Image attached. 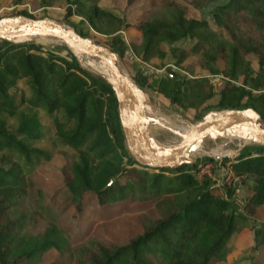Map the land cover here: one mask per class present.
<instances>
[{
	"label": "trees",
	"instance_id": "1",
	"mask_svg": "<svg viewBox=\"0 0 264 264\" xmlns=\"http://www.w3.org/2000/svg\"><path fill=\"white\" fill-rule=\"evenodd\" d=\"M86 1L90 4L72 0L86 10L90 24L95 25L100 15L120 24L131 53L142 60L162 54V43L190 40L189 45L171 51H178L176 64L188 55L198 58L197 69L184 65L194 77L176 75L169 81L160 80L157 86L170 103L192 111L190 120L212 108L251 106L264 123V0H149L138 7L133 6L135 0H108L121 13L119 17L98 7L96 0ZM207 5L212 7L213 22L187 16L189 10ZM131 11L136 14L127 18ZM18 14L32 17L19 10L9 15ZM41 17L63 18L46 12L32 18ZM91 36L125 61L126 44L120 35L110 39ZM37 48L7 43L0 51V113L14 111L16 104L8 98L7 89L18 78L29 77L34 97L27 99L28 104L43 103L48 111L54 107L64 110L72 127L62 129L55 120V130L65 144L77 150L78 157L75 160L63 153L61 184L50 192L36 186L33 174H24L17 165L0 167V264H39L48 253L46 264H211L234 229L229 202L213 188L201 189L189 173L180 171L188 165L175 169L179 172L173 175L165 174L173 169L154 172L139 167L124 150L109 85L81 69L73 54L69 61L60 58L57 62ZM205 72L225 78L217 94ZM132 79L142 89L150 84L137 75ZM214 96L217 99L211 103ZM38 127L32 115L20 121L16 133L33 137ZM87 140L90 143L83 148ZM4 148L28 153L15 133L5 130L0 117V150ZM232 167L252 178L251 193L244 199V210L251 214L264 201V147L252 145L240 152ZM87 200L100 209L112 205L122 209L132 202H149L151 207L137 214L140 230L123 241L93 232L74 240ZM262 230L259 246H264V221Z\"/></svg>",
	"mask_w": 264,
	"mask_h": 264
},
{
	"label": "rangeland",
	"instance_id": "2",
	"mask_svg": "<svg viewBox=\"0 0 264 264\" xmlns=\"http://www.w3.org/2000/svg\"><path fill=\"white\" fill-rule=\"evenodd\" d=\"M78 1L84 2L86 5L90 4L86 0ZM148 1L135 0L133 6L138 7ZM181 1L187 2L188 0ZM95 4L111 15L121 16V13L112 7L108 0H96ZM67 8L70 9L69 14H66ZM211 8V5L200 6L194 11L189 10L187 16L205 18L213 22ZM18 10L32 17H36L42 12L63 17L59 20L60 22L73 27L77 32L87 34V37L91 39H93L91 35L104 39L120 35L126 44L123 53L125 61L118 58L120 65L131 78L133 75H137L150 81V84L143 89L146 94L145 104L161 113L158 114L153 111L157 115L167 117V119L179 124L181 127L189 126L193 122L188 117L192 113L191 110H183L181 107L170 103L167 96L157 90L160 80L169 81L174 79L176 75L184 78L194 77V72L186 70L184 65L190 64L197 69L198 58L188 55L181 64H176L178 51H174V49L171 51L173 47L179 48L189 45L191 43L189 39L176 40L171 45L162 43V54H159V56L152 54L146 60H142L131 53L126 42L127 33L120 24L101 15L97 16L95 25L90 24L85 15L86 10L77 8L72 0H0V16H7ZM134 14L136 12L131 11L126 14V17L132 18ZM7 43L35 45L38 47L37 52L43 56H51L57 62H61L60 58L69 61L73 55L75 60L77 59L80 62L75 53L72 55L65 45L57 41L25 39L18 42H7L0 39V51L7 46ZM77 60L76 62L81 69L94 76L83 68L81 62L80 65ZM204 77L207 78L212 92L217 94L222 87V80L225 78L221 74L206 72ZM232 83L237 84V82ZM95 91L102 95L101 92ZM253 92L257 93L256 91ZM7 96L16 104V107L11 114L0 113V117L4 121V128L6 131L15 133L16 137L28 148V153L24 155L14 148L2 149L0 150V167L8 168L15 164L21 168L24 174H33V181L36 186L45 192H50L61 184L59 169L65 160L63 153L68 154L75 160L78 157L77 150L65 144L62 138L57 135L54 121L57 120L62 129L71 128L73 121L66 119L64 110L60 107H54L51 111H48L43 103L36 107L30 106L27 99L34 97V89L29 77L18 78L15 84L7 89ZM216 99L217 96H214L211 103L215 102ZM32 115L39 122L38 134L33 137L30 134L28 136L17 134L16 130L20 121ZM150 134L163 145L176 143L179 139L176 135L157 125L150 126ZM89 143L90 140H87L83 144V148ZM252 145L256 144L234 137L205 139L193 154V163L188 165L190 167L180 170L189 173L201 189L213 188L217 196L223 197L229 202L228 210L235 221L234 229L225 242L223 249L216 255L211 264H264V246H259L263 232L264 201L253 213L245 212L244 199H246V194L251 193L252 178L244 172H237L232 167V163L238 154L251 148ZM146 170L157 172L152 168H146ZM178 172L173 169L171 172H165V174L173 175ZM123 205L122 209L119 205L100 209L92 200H87L84 213L79 221V227L74 230V240L80 239L87 232L107 235L120 241L137 233L140 230L137 214L142 210L149 209L151 207L150 203L132 202ZM69 215L70 211H67L66 218ZM50 256V253L46 254L39 264H46Z\"/></svg>",
	"mask_w": 264,
	"mask_h": 264
},
{
	"label": "water",
	"instance_id": "3",
	"mask_svg": "<svg viewBox=\"0 0 264 264\" xmlns=\"http://www.w3.org/2000/svg\"><path fill=\"white\" fill-rule=\"evenodd\" d=\"M35 38L56 40L103 64L108 79L88 71L109 85L115 99L124 150L139 166L177 169L191 165L193 154L205 139L234 137L264 147V123L258 111L251 106L208 110L186 126L183 133L169 130L145 113L144 90L125 72L117 53L109 47L50 17L32 18L21 14L0 17L1 40L18 42L21 41L18 39ZM151 125L168 130L179 138L178 141L169 145L160 144L150 134Z\"/></svg>",
	"mask_w": 264,
	"mask_h": 264
},
{
	"label": "bare ground",
	"instance_id": "4",
	"mask_svg": "<svg viewBox=\"0 0 264 264\" xmlns=\"http://www.w3.org/2000/svg\"><path fill=\"white\" fill-rule=\"evenodd\" d=\"M18 40H22V39H18ZM35 40L36 41L37 40H43V41H55L56 42V40H48V39H44V38H35ZM67 49L72 54H74V53L76 54V56L78 57V59L80 60V62L82 64L83 68H85L89 71L97 72V73L103 75L106 79H108L106 70H105L103 64L99 60L91 59V58L87 57L86 55L82 54L81 52L77 51L75 48L67 47ZM80 62H79V64H80ZM144 111L148 115V117H151L152 119L157 120L159 122L160 126L168 128L169 130L178 131V132L183 133L184 130L186 129V126H183L184 127L183 128L179 124L171 121L170 119H167V117L165 118L162 115H157L155 112H153L156 110L154 108H152L151 106H149L148 104H144ZM157 113L161 114L159 112H157Z\"/></svg>",
	"mask_w": 264,
	"mask_h": 264
}]
</instances>
